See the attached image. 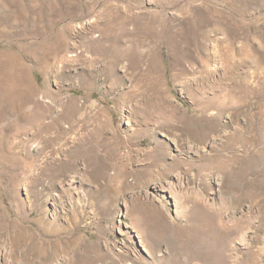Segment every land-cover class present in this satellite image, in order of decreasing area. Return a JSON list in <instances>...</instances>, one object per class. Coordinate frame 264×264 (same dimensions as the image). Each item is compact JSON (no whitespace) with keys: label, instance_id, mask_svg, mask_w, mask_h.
I'll return each mask as SVG.
<instances>
[{"label":"rangeland","instance_id":"374dc122","mask_svg":"<svg viewBox=\"0 0 264 264\" xmlns=\"http://www.w3.org/2000/svg\"><path fill=\"white\" fill-rule=\"evenodd\" d=\"M1 107L0 264L42 263L17 229L150 262L155 212L264 221V0H0ZM42 212L77 228L44 234ZM234 247L264 264V224Z\"/></svg>","mask_w":264,"mask_h":264},{"label":"bare ground","instance_id":"6f19581e","mask_svg":"<svg viewBox=\"0 0 264 264\" xmlns=\"http://www.w3.org/2000/svg\"><path fill=\"white\" fill-rule=\"evenodd\" d=\"M119 49L123 51L121 47ZM116 51L118 52L117 55L119 57L121 55V51ZM226 60L231 61V58ZM2 111L3 108L1 107L0 116L3 113ZM46 131L47 130H45V132ZM241 139L242 141L240 144L255 142V138L252 136L248 138L242 137ZM262 142H264V135L261 140V143ZM227 159H229V161L231 160L230 158ZM94 162L95 161H93V163ZM216 163L218 167H221V165L227 162L224 161V158L219 157L216 160ZM58 168H60V165L54 161L51 165L45 167L44 170H57ZM115 177H110V181L114 182L118 179V177H120V173H117V177ZM22 206L23 205L19 202V207ZM224 209L225 208L222 207L221 211ZM205 212L206 211H201V215L204 214L206 221L204 220L203 222L205 223H195L190 220H185V224L183 223L181 225L180 223H171L167 220L161 221L163 215L160 212H155L153 215L155 227L152 229L149 228V233L146 228L137 226L141 243L151 259L150 262L142 260L141 256L137 252H135V256L132 258L131 255H126V252H120L118 255H115V257L111 255L110 248H107L105 252L106 254L96 256L87 254L88 251L84 248L85 255L77 257L73 254L74 250H76V248L79 249V247L81 249L84 245V243H82L83 238L79 235L64 240L58 239L55 242L49 241L47 244L43 238H37L36 233L29 230L17 229L13 233L16 241L12 243V245L15 251H18L23 246L27 247L28 245L37 249L43 255L41 264H53V262L60 261L61 259L64 261L63 264H96L98 261H101L103 264H250L249 261L252 263L254 261V257L251 255L243 257L238 256L234 243L237 240L239 228L244 227V229L248 230L253 228L261 229L264 221L259 222L257 226L251 224L244 225L241 221L233 218L224 219L221 214L222 220L217 223L211 215L209 217L208 215L206 216ZM45 216L46 214L42 212L36 220L37 225L44 234H52V236L69 234L74 231L78 225L77 220L75 222L74 220L72 222H68V224L59 223L58 214H56L55 218L52 219L53 221L49 217L47 218ZM3 221L7 222L8 220L4 218ZM15 225L16 224L12 221L10 226L2 224L0 228L8 233ZM169 235L173 236L181 243V245L175 252H170L165 256H158L157 252L159 249V241ZM71 255L74 257L69 258ZM127 256L130 258H127ZM65 257L66 260H64Z\"/></svg>","mask_w":264,"mask_h":264}]
</instances>
